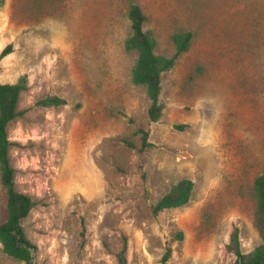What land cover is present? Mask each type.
I'll use <instances>...</instances> for the list:
<instances>
[{
  "label": "rangeland",
  "instance_id": "rangeland-1",
  "mask_svg": "<svg viewBox=\"0 0 264 264\" xmlns=\"http://www.w3.org/2000/svg\"><path fill=\"white\" fill-rule=\"evenodd\" d=\"M130 4L158 55L192 34L161 76L154 123L124 48ZM3 50L0 83L26 79L7 134L15 188L35 203L20 222L33 264H234V228L242 253L262 243L252 185L264 174V0H1ZM48 96L66 104L36 105ZM138 130L152 147L140 150ZM182 179L189 202L154 214ZM0 264L26 263L0 245Z\"/></svg>",
  "mask_w": 264,
  "mask_h": 264
},
{
  "label": "trees",
  "instance_id": "trees-1",
  "mask_svg": "<svg viewBox=\"0 0 264 264\" xmlns=\"http://www.w3.org/2000/svg\"><path fill=\"white\" fill-rule=\"evenodd\" d=\"M1 6V0H0ZM127 19L130 23L131 35L125 40L124 48L127 51L137 53L136 62L131 70V79L135 85L145 89L149 105L147 116L150 122H157L163 111V105L159 101L161 92V76L170 70L176 58L189 49L192 34L190 32L175 33L171 41L175 48L172 57H165L155 53V40L150 32L143 30L145 16L140 7L130 4L127 11ZM6 54L3 50L0 58ZM26 90L25 77L20 78L14 84L0 83V185L6 195V220L0 224V245L2 252L20 262L29 264L30 251L34 246L26 239L20 222L27 217L35 203L32 199L16 190L14 182V169L9 160L11 142L8 139L7 127L19 113L17 104L20 94ZM66 101L57 96H48L36 102L40 107H58L65 105ZM181 129V127H177ZM141 135L140 150L152 147L147 141L148 133L138 130ZM127 146L131 144L122 141ZM193 190V182L182 179L173 185L153 206L154 214L165 210L175 209L186 205ZM255 198L254 227L257 230L262 243L250 253L244 254L240 250L238 230L234 228L226 245V250L235 256L234 264L239 261L244 264L264 263V174L257 176L252 185ZM169 251L164 255L163 261L168 258Z\"/></svg>",
  "mask_w": 264,
  "mask_h": 264
},
{
  "label": "water",
  "instance_id": "water-1",
  "mask_svg": "<svg viewBox=\"0 0 264 264\" xmlns=\"http://www.w3.org/2000/svg\"><path fill=\"white\" fill-rule=\"evenodd\" d=\"M30 255H31V260H30L29 264H33V249H31V251H30ZM121 264H126V263H125V261L123 260V261L121 262ZM238 264H244V263H242V262L239 261ZM263 264H264V263H263Z\"/></svg>",
  "mask_w": 264,
  "mask_h": 264
}]
</instances>
